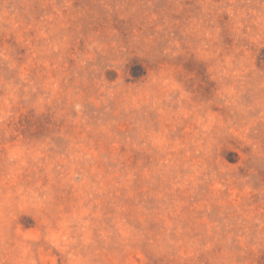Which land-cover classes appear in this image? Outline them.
<instances>
[{"label":"rangeland","instance_id":"374dc122","mask_svg":"<svg viewBox=\"0 0 264 264\" xmlns=\"http://www.w3.org/2000/svg\"><path fill=\"white\" fill-rule=\"evenodd\" d=\"M0 264H264V0H0Z\"/></svg>","mask_w":264,"mask_h":264}]
</instances>
